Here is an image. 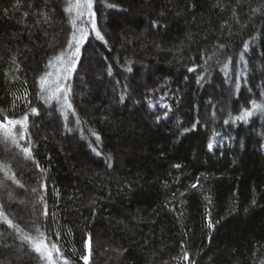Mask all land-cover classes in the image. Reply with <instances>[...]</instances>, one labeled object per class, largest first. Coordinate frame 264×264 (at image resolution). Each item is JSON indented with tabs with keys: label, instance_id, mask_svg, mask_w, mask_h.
<instances>
[{
	"label": "trees",
	"instance_id": "obj_1",
	"mask_svg": "<svg viewBox=\"0 0 264 264\" xmlns=\"http://www.w3.org/2000/svg\"><path fill=\"white\" fill-rule=\"evenodd\" d=\"M68 4L0 0V120L28 115L32 153L0 141L5 215L70 264H260L264 115L232 121L264 102V0H93L104 40L77 21L71 109L39 86ZM0 264L45 261L0 221Z\"/></svg>",
	"mask_w": 264,
	"mask_h": 264
},
{
	"label": "snow or ice",
	"instance_id": "obj_2",
	"mask_svg": "<svg viewBox=\"0 0 264 264\" xmlns=\"http://www.w3.org/2000/svg\"><path fill=\"white\" fill-rule=\"evenodd\" d=\"M108 6L114 7V5ZM65 11L69 14L75 12V16L71 20L72 27L73 29H75V31L72 33L71 39L68 41L67 48L61 51L59 55H57L53 59H50L48 63V67H52L53 60L59 62V64L62 66V71L54 80L49 79L50 77H52L53 73L45 72L44 75L39 78V86L41 93H48L49 98H55L58 102L60 100V97L62 96L64 106L68 109H71L72 105L68 101V92L70 91V88L65 87L63 81H66L68 79V74L75 70L76 60L80 54L81 44L84 40L87 39L89 35L86 28H77V21H81V23H87L88 25H90L91 30L95 33L97 39L104 40V37L96 27L95 13L93 12V0H69V4L65 8ZM26 15L27 13H25V16ZM77 32L79 33V35H77ZM245 47L247 48V45H245ZM225 67H227V65H225ZM128 70L131 71L130 68ZM194 70V68L188 69V71L190 72ZM123 99L124 97L121 96V101H123ZM31 113L38 114V110L36 108H32ZM257 113L264 115V102L257 103L255 100H252L251 108H244L239 115L234 117L232 122H247L250 117H253ZM27 120V114H24L21 118L18 119H10L5 116L3 120H0V141H2L5 145L11 144L16 148H20L21 151L29 159H31V148L19 144V140L25 139V133L27 132ZM224 123L228 124L229 121L225 120ZM17 125H19L20 128L19 133L15 131ZM193 127H195V125H193ZM185 131H187V129ZM97 139H99L98 136ZM208 148H212L211 143H209ZM37 167H39L38 164ZM177 167H179V165H177ZM3 169L5 170V172H7L8 166L3 165ZM11 178L15 179L14 175ZM196 186V184L192 185V187L194 188ZM44 215L47 216L46 210ZM0 221L6 223L9 228H13L16 232L20 233L22 239L31 245L32 250L36 254H38L40 259L45 261V264H58V261H62L63 264H70V261L64 257V254L58 244L55 242H49L48 238L45 236V233L41 232L39 228H36V232L38 233V235L36 236L23 234L19 226L15 225L13 221L5 215L2 208H0ZM85 246L86 248H89V243L86 242ZM82 259L85 261V264H87L88 256H84L82 257ZM183 259L188 260L187 252L184 253ZM260 264H264V260H261Z\"/></svg>",
	"mask_w": 264,
	"mask_h": 264
}]
</instances>
